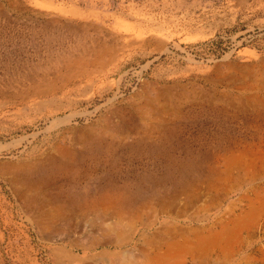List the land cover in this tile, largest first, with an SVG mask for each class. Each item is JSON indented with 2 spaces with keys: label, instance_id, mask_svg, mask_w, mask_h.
I'll return each instance as SVG.
<instances>
[{
  "label": "rangeland",
  "instance_id": "obj_1",
  "mask_svg": "<svg viewBox=\"0 0 264 264\" xmlns=\"http://www.w3.org/2000/svg\"><path fill=\"white\" fill-rule=\"evenodd\" d=\"M97 163L134 190L191 176L113 232L29 201L54 166ZM153 222L230 239L175 262L142 242ZM179 263L264 264V0H0V264Z\"/></svg>",
  "mask_w": 264,
  "mask_h": 264
},
{
  "label": "bare ground",
  "instance_id": "obj_2",
  "mask_svg": "<svg viewBox=\"0 0 264 264\" xmlns=\"http://www.w3.org/2000/svg\"><path fill=\"white\" fill-rule=\"evenodd\" d=\"M160 140L162 141V139ZM71 168L72 170H67L65 167L56 165L54 168L46 171L45 176L41 178L43 184L41 183V187L30 196L29 201H33V205L38 209H41V206L43 205H51V208L41 212L43 215L47 216L49 222L51 223L62 220H81L83 219L84 212H95V217L98 224H104L108 232H113L116 226L124 225V221L126 219L132 221L134 216H140V214H142L144 211L150 212L158 207L160 211L163 210V208L165 209L166 205H169V202H165L166 198L170 196L168 187L170 183L168 182H171L172 184H181L184 178L191 176V171L187 170L186 168L183 173H181L179 169V173L181 174V177H183L182 180L166 178L168 180H164L165 182H162L163 180L153 179L150 180L149 183L144 187L142 186L141 181H139L136 184L137 188L134 190L129 183H119L117 180H115L116 176H106L105 169H103V167L98 163L89 164L85 167H83L81 164H76L71 166ZM54 172L63 176L66 175L71 177L72 179L70 181H73V184L78 183L80 179L83 178L85 180L93 179L95 185L92 187L86 184L85 189L83 190L84 192H81L83 195H77V193H74V186H72L74 190L73 192H63L60 186L55 187L56 189L53 190V184L54 181H56ZM207 173L209 174L207 175L209 178L212 176H217L219 173L221 174L219 170L213 169L211 167L208 169ZM202 174L204 173L200 169L196 175L198 178H201L203 177L200 176ZM105 177L108 179L106 178L107 180H105ZM138 187H140L139 190L141 191L138 190ZM157 187L158 189H161V191L158 190ZM155 223L156 222H153L148 225H144V223H142L141 228H139L141 229L139 234L141 235L142 242L147 246L149 244L150 252H152L154 257H172L173 259L178 255L179 252L186 250L187 248L186 252L188 251L191 255L197 249L196 254L200 255V258L202 255L206 258L211 254V247H214L213 245H215L216 242L218 243L220 240L224 241V239H230L229 233H226V229H228V227L225 226L227 223L224 226L221 225L220 228L213 233V236L209 238L210 240L208 239V234L204 233L205 229L202 232L200 231L201 234H199L198 237H194L193 239L187 237L185 233L180 231L182 235L179 239L173 232L169 231L167 233H157V231L152 230ZM229 229L232 231V227H229ZM236 229H238L236 232H241L245 228L241 225ZM135 230L136 228L132 231L131 235L135 232ZM156 235L159 237L157 240L154 239ZM246 235V237H248L251 234L249 231H246ZM120 236L121 234L118 235V237ZM226 242L228 243V241ZM241 242V246H248L247 241L240 240V243ZM208 245H211V247L209 248ZM63 254L67 255L73 260L79 257V254H74L70 251L64 252ZM79 260H82V258H79ZM174 261L176 262V259Z\"/></svg>",
  "mask_w": 264,
  "mask_h": 264
},
{
  "label": "crops",
  "instance_id": "obj_3",
  "mask_svg": "<svg viewBox=\"0 0 264 264\" xmlns=\"http://www.w3.org/2000/svg\"><path fill=\"white\" fill-rule=\"evenodd\" d=\"M250 207L252 208V206L250 205ZM253 209V208H252Z\"/></svg>",
  "mask_w": 264,
  "mask_h": 264
}]
</instances>
